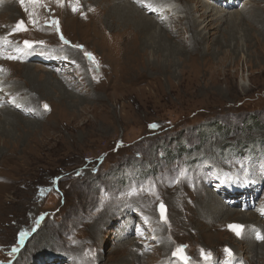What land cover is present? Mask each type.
<instances>
[{"label":"rangeland","instance_id":"374dc122","mask_svg":"<svg viewBox=\"0 0 264 264\" xmlns=\"http://www.w3.org/2000/svg\"><path fill=\"white\" fill-rule=\"evenodd\" d=\"M70 1L31 2L22 8L18 0H11L17 10L10 18L0 9V39L6 36L9 46L0 45V69L9 80L6 85L21 86L29 93L23 79L26 70L20 65L30 64L37 56L42 62L30 64L34 80L44 83L50 76L53 85L47 96L32 92L33 103L26 110L37 113L16 115L22 125L8 127L0 112V264H116L111 258L116 253L119 258L120 251L110 250L115 244L130 241L136 245L132 251L142 254L149 250L144 245L148 240L161 256L152 248L141 259L143 264L170 255L177 244L186 247L191 261L202 263L199 248L206 250V234L196 227L206 221L196 210L199 197L237 210L234 217L217 222L211 234L223 232L225 220L238 222V210L258 215L254 211L264 199V137L243 124L256 118L264 126V49L257 48L264 38L251 22H238V41L231 43L230 54L225 56L213 43L218 33H224L216 29L200 45L201 53L183 52L184 60L166 68L169 73L146 69L144 63L133 66V74L144 73V77L131 82L133 77L116 67L114 54L84 32L86 23L104 10L91 18L96 6L92 0H81L77 13L70 10ZM203 1L235 12L246 3L255 4L254 0H237L227 7ZM32 5L41 18L32 16ZM68 16L74 18L75 30L66 27ZM58 18L59 31L53 23ZM42 20L44 24L38 23ZM17 21L30 25L16 26L9 33L11 23ZM218 23L222 28L226 22ZM245 31V37L241 36ZM36 40L70 50L66 61L54 65L60 71L41 58L48 52L24 43L33 45ZM242 48L243 56L232 55L234 49ZM25 50H29L27 62L19 61L22 56L18 54L16 61L7 58ZM85 53L95 61H87ZM13 65L11 74L7 68ZM10 99L0 100L3 107L10 108ZM153 124L158 127H150ZM219 125L228 131H218ZM199 138L205 140L200 148ZM246 143L254 148L248 145L241 151ZM166 147L179 148L181 155L172 152L165 157L162 149ZM251 177L255 180L249 192ZM247 202L252 205L248 209ZM159 203L165 207V219L158 211ZM155 233L159 243L163 240L171 247L163 250L156 245ZM221 238L210 250L215 262L221 261L228 237L222 233ZM228 245L243 264H252L243 255L236 256L239 249ZM228 260L225 264H232Z\"/></svg>","mask_w":264,"mask_h":264},{"label":"bare ground","instance_id":"6f19581e","mask_svg":"<svg viewBox=\"0 0 264 264\" xmlns=\"http://www.w3.org/2000/svg\"><path fill=\"white\" fill-rule=\"evenodd\" d=\"M10 1L11 0H0V9L4 13L3 16L9 18L15 16L17 10L16 6H14ZM40 1H42L43 4L46 5L48 0H24L23 3H21V0H18V4L22 8H24V6L28 3L35 2L38 4ZM92 1L95 3L96 6L92 10L93 13L91 18H94V16L102 12V10H104L103 15H100L96 19H90L92 21H90V23H86L88 25L86 26L84 32L89 36H91L93 40L96 39L95 41H97L99 45L102 46L103 50H108L109 52H111V55L114 54L116 58V60L114 59L115 61L114 63L116 64V67L120 68V70H123L125 73H127L129 78L132 76L133 78L131 82H139L144 77L143 75L144 73L138 72V74L136 75L133 74V69H134L133 66L139 63H144L146 69L153 70L155 72H162L161 74L169 73L165 71L166 68L172 69V67L175 66V63L177 61H183L184 60L183 52L195 51L199 53L201 51L200 45L206 41L205 39L209 38L212 35H215V32L212 31L213 30L215 31L216 29H218L220 32L221 30H223L224 33L222 34L218 33V37L214 38L213 43L218 46V50H222L224 55L227 54V52L228 54H230L229 48L231 43L233 41H238V37L236 38V33H237L236 30L239 26L238 22L240 23L242 22L243 24L244 23L248 24V22H251L252 28L253 29L255 28L257 34H259V36L264 38V15H263L264 0H254L255 3V4L253 3L254 5H249L250 2L249 4L246 3L242 6L241 10L237 12L225 10L223 8L211 5L210 2L203 0H92ZM213 1L217 2V4L219 5L221 3V5L227 7H231V4H235L237 2V0H232L230 2H227L225 0H213ZM68 6L70 7V10L73 13H77L79 10L82 9V1L72 0L68 2ZM34 7L35 6L32 5V11H33L32 16L36 17L37 19L41 18L40 15H38L36 11L33 9ZM73 8H75L76 10L73 11ZM179 13H182L183 16L178 15ZM226 13L228 14V16ZM82 16H87V14L85 15V13H82ZM67 19H66L67 23H65L66 27L67 28L71 27L73 29L76 28L74 18L72 16H68ZM57 21L59 22L58 27H60V19L58 18ZM220 21L226 22L224 27L222 28L221 26L219 27V25L221 24L218 22ZM33 23H35L34 20ZM38 23L44 24V20L39 21ZM167 23H170V25L169 24L167 25ZM17 25H18V21L14 22V24L11 23L9 28L10 32L8 31L7 28L5 30V33L6 32L11 33V31L14 33ZM28 25L30 24L27 23L25 24V22H23L21 27L23 28ZM246 31L243 32L241 36H243L244 33H246ZM78 32L80 34L82 33L80 30H78ZM227 33L229 35H227ZM241 36H239L240 39ZM242 40L245 43L244 44L245 48L248 49L249 46L247 41L245 39ZM7 42L8 40L6 39V36H3L2 39H0V45H4L5 49L9 47L6 45ZM34 42L37 43L33 44L31 48L36 47L44 53L48 52L47 54H44L45 57H41V58L49 62L48 65L52 67L51 69L60 71L59 68H54V65L66 61L67 52H69L70 50L67 49L65 51L62 49L63 48L62 46L59 45L53 46V44L51 43L50 45L47 46L46 42L48 41L45 42L43 40H36ZM128 46H130V49L127 48ZM188 46L191 47V50L187 49ZM225 48H227V50ZM243 48L242 51H239L238 49L237 50L234 49V51H232V55L238 54L240 56H243ZM257 48L264 49V43L260 44V42H258ZM60 49H62V51ZM113 49H116V51H114ZM29 50H25L26 53L24 51L21 52L14 51L15 53L10 56L17 57L16 54H18L22 56V58L19 61L27 62L30 60V56L27 52ZM84 58L88 61L89 57L85 55ZM12 60L16 61L17 58ZM32 60L42 62L38 56L32 57ZM32 60L30 64H32ZM30 64L23 63L20 65L26 70L23 79H25L28 82V90L30 91L29 92L30 94L27 92L26 88L24 89L21 86H15L14 88L13 86L9 85L8 87L6 85V82H9V80L7 79L8 76L5 74L3 70H0V100L4 103L6 102L5 100L9 101L8 98H11L9 104L10 108L3 107L0 101V112H4L3 122L6 123L8 127L12 126L13 123L17 125L18 124L22 125V122H20L21 120H19L20 118L17 119L15 117L18 114H20V116L21 115L24 116L25 114L37 113V112L30 113L29 111L26 110V108L30 106L31 103H33V100L31 101L32 99L31 97H34L33 96L34 93L32 94V92H35L40 96L41 95L47 96V92L50 90L51 93V91L53 90V85L50 76L49 78L47 77L48 80L45 81L46 83L49 84L48 87L49 89L46 87L47 85L45 82L44 83L41 82L43 80L40 79L34 80L33 72L30 70L31 68ZM111 67L113 68L114 66L111 65ZM13 68H15V65H13L12 68L9 67L7 68V70L10 71L9 73L11 74L13 73ZM96 69H98L99 71V67H96ZM168 76L169 75H167L166 77ZM0 127L2 128V126ZM250 179L251 182L250 185L247 187L248 189L250 187H253V181L255 180L253 177H251ZM244 192L247 196L249 195L250 198H252L251 193L249 194L246 191ZM249 192H251L250 189ZM199 198L201 200H197L196 210L198 211L199 217L205 219L206 222L202 223V225L196 228L199 232L206 234L205 244L207 246L206 247L207 251L200 244L202 247L199 248L198 257L202 258L201 261L203 260L204 261L202 263L199 262L195 263L191 261V259H189V264H225L229 261L228 259L232 261V264H243V261L240 258L235 257V253H234L235 251H233V249L229 247L228 245L229 243L233 245V248L239 249V252L238 254L236 253V256L243 255L244 258L252 264L257 261L264 263V258L262 257L263 255L262 252L264 251V239L258 238L260 236H264V221H263L264 199H260L258 201V205L259 204L260 205L258 209L254 211V213L258 214L260 217H258V215L247 213L246 211L242 212L238 210L239 212L238 214L240 215L238 216L240 217L239 220H237L238 222L225 220L227 222H225L226 224H224L223 228L226 231L224 230L223 232H219V233L215 232V234H211L212 232L215 231L217 222H219L223 217L224 218L234 217V215H237L236 214L237 210L234 209V207H232L233 205H230L232 208H229V206L225 207L217 203V201L215 200L213 202H209L203 200L204 198L203 196ZM229 204H235V203L229 202ZM250 206H252L250 205V202H247L245 208L248 209ZM230 225H242L243 230L241 235L237 236L235 231H233L232 228L229 227ZM158 232L161 231L159 230L156 231L157 234ZM156 233L152 237L153 240L156 239L157 241L156 245L161 246L163 250L170 248L171 244L169 242H165L163 240L160 241V243L158 242L159 239L156 238ZM222 233L225 234L228 238L225 241L226 245L222 246L224 255L221 258V261L215 262L211 259L205 260L202 255V252L210 253V250H212L211 248L215 247L219 243V241H222L221 238ZM132 241L139 242L138 239H132ZM150 244L151 243L149 242V240L146 243H144L146 248L149 249L146 252L151 251V249L154 247V245H150ZM114 246L115 247H113L112 249L110 248V250L115 252L120 251L119 258L117 257L118 253H116V255L114 254L115 256L111 258V260L117 261L116 264H125L126 262L125 260L127 259L131 261L130 264H135V262L137 264H143L141 263V259L145 257L146 252H142V254H140L139 251H137V249L136 251H132L136 246L134 243L132 245L130 241L127 242L121 241L118 244H115ZM131 246L134 247L132 248ZM181 246L182 245L179 244L174 245L173 247L175 248L174 252H176L177 248ZM154 249L155 248L152 249L153 252L158 253V250L157 249L154 250ZM226 249L231 250L232 252L231 257L228 256L227 252L225 251ZM183 250H184L183 255L189 258L190 252L186 249V247H183ZM127 251L132 253H128ZM174 252L171 251L170 255L167 256L163 255L161 259H159L157 262L152 264H184L185 261L181 258V256L173 255ZM160 256H161L160 253H158V257ZM169 256L175 257L177 261L176 262L172 261L169 258Z\"/></svg>","mask_w":264,"mask_h":264},{"label":"snow or ice","instance_id":"6c2138e0","mask_svg":"<svg viewBox=\"0 0 264 264\" xmlns=\"http://www.w3.org/2000/svg\"><path fill=\"white\" fill-rule=\"evenodd\" d=\"M23 2H24V0H21V3H23ZM58 2H59V0H58ZM75 10L76 9L73 8V11H75ZM22 23H23L22 21L20 23H18L17 28H19L22 25ZM53 23L57 25V30L59 31V27H58L59 22L58 21H53ZM60 38H61V40L64 39V37H63L62 34H61V37ZM24 43H25V45L28 48H31L32 47V43L31 42L25 41ZM65 43H67V41H65ZM77 47H80V46H77ZM85 55L89 56V58H91L93 61H95V58L92 56V54L85 53ZM7 58L8 59H16L17 57L10 56V57H7ZM0 70H2V69H0ZM44 108L47 110L48 109V106L45 104L44 105ZM150 127L156 128V127H158V125L153 124V125H150ZM160 211H161V218L162 219H165V207H164L163 203L160 204ZM229 227L232 228L233 231H235V233H236L237 236H240L241 235L242 230H243V226L242 225H230ZM23 235H24V233H21V236H23ZM258 238L259 239H264V236H260ZM183 247L184 246H181L180 248H178L176 250V252L173 253V255H180L181 258L185 261V264H189V258L183 255ZM13 251H16V249H13ZM225 251L227 252V254H228L229 257L232 256V252H231L230 249H226ZM202 255H203V257H204L205 260H208V259H210V255L211 254L210 253H204V252H202Z\"/></svg>","mask_w":264,"mask_h":264},{"label":"trees","instance_id":"16d2710c","mask_svg":"<svg viewBox=\"0 0 264 264\" xmlns=\"http://www.w3.org/2000/svg\"><path fill=\"white\" fill-rule=\"evenodd\" d=\"M258 122V120L256 119V118H252V119H250V120H244V123L243 124H245V127H247L248 129H252V130H257V132L259 133V135H261L262 137H264V126H263V124L262 123H257ZM243 126V125H242ZM218 131L219 130H222V131H224V132H226V131H228V129L227 128H224V126H221V125H219V126H217V127H215ZM254 128V129H253ZM201 142H205V140H202L201 138H199V143H201ZM247 145V146H246ZM246 145L245 146H242L240 149H242L241 151H243V150H246L247 149V147H248V145H251L250 143H246ZM252 146V148H254L253 147V145H251ZM193 147V146H192ZM198 147L200 148V147H202V143L201 144H199L198 145ZM182 148V150L184 149L183 147H181ZM185 152L184 153H188V151L189 150H184ZM191 152H190V154L192 153V150H190ZM237 151V153H240L239 152V150H236ZM172 152H175V154L174 155H181L180 153H179V148H177L175 151H174V149L173 150H171V149H169L168 147H166V149H162V153L164 154V156L166 157V156H168V155H171L172 154Z\"/></svg>","mask_w":264,"mask_h":264},{"label":"water","instance_id":"95a60500","mask_svg":"<svg viewBox=\"0 0 264 264\" xmlns=\"http://www.w3.org/2000/svg\"><path fill=\"white\" fill-rule=\"evenodd\" d=\"M160 204H161V203L158 204V211H159V213L161 214V211H160Z\"/></svg>","mask_w":264,"mask_h":264}]
</instances>
